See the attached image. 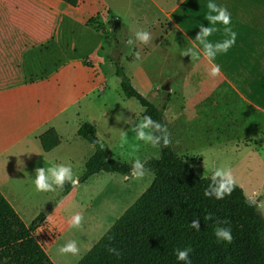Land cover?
I'll return each mask as SVG.
<instances>
[{
    "label": "crops",
    "instance_id": "crops-1",
    "mask_svg": "<svg viewBox=\"0 0 264 264\" xmlns=\"http://www.w3.org/2000/svg\"><path fill=\"white\" fill-rule=\"evenodd\" d=\"M86 1L78 0V6L71 7L61 0H0V192L23 221L26 215L38 217L44 214L46 217L53 216L46 220L45 225L53 222L60 226L65 205L75 200L76 186L67 196L59 199V190L37 194L32 191L31 182L37 168L61 164L58 152L63 148V133L69 125V105L79 104L78 94L80 98L85 94L84 90L81 91L84 87L83 73L78 68L79 65L84 66V61L69 60L68 53L69 38H73L76 26L90 28L85 24L91 19L82 20L80 24L73 18L75 10ZM102 1L105 3V0ZM117 1L108 0L107 8L98 14L115 43L113 56L98 63L97 73L100 74L101 65L114 66L113 60L120 61L134 88L136 72L145 73L142 66L132 72L126 68L125 63L131 66L137 59H130L133 54H127L122 37L127 41L129 37L134 38L136 30L149 31L153 45H136L147 59L150 52L161 50L172 35L188 47L192 46L199 27L202 24L207 26L208 0H123L122 11ZM215 2L227 8L231 14L229 27L236 33L235 44L213 62L221 68L216 76L224 89L221 92L231 94L230 91H233L238 97V104L247 114H253V111L264 113V0ZM216 28L217 31L208 37L210 42L230 39L223 25H216ZM91 31L106 38L102 32ZM117 51L119 54L115 59ZM87 60H91L88 66H93V60ZM197 61L204 70V83L201 86L195 81L197 77L189 74L181 85L182 97L173 96L163 114L171 143L172 139L176 140L172 144L173 149L179 156L186 149L184 136L192 123L200 126L207 135V68L211 70L212 64L203 57ZM171 71L177 74L169 76V81L179 80L181 70L171 66ZM189 76L193 77V85L187 83ZM181 78L184 77L181 75ZM105 81L93 77L86 94H104ZM160 83L150 89V102L158 108L165 101L158 93ZM165 86L170 88L168 84ZM79 89L81 92L78 93ZM174 98L179 101L176 103ZM174 104L176 109L171 113ZM167 115L169 120H166ZM236 124L234 121L232 129ZM92 125L96 127L94 123ZM237 125L240 129L243 127ZM50 130L57 133L61 144L47 153L40 138ZM257 135H251V144L258 138ZM238 139L228 138V141ZM32 156L34 159H31ZM66 162L72 164V157H68ZM62 200L63 206L56 208Z\"/></svg>",
    "mask_w": 264,
    "mask_h": 264
},
{
    "label": "rangeland",
    "instance_id": "rangeland-1",
    "mask_svg": "<svg viewBox=\"0 0 264 264\" xmlns=\"http://www.w3.org/2000/svg\"><path fill=\"white\" fill-rule=\"evenodd\" d=\"M107 1L105 0L104 3L102 0H87L81 8L78 7L73 18L80 24L82 20L93 18V23L86 22L85 25L90 28L76 26L73 38H69V60L84 61V66H78L84 79V87L82 90L79 89L78 93L84 90L85 94L81 98L78 94L79 104L69 105V125L63 133V148L58 152V157L61 164L70 165L73 168L74 175L78 179L84 174L86 162L95 152V144L92 145L83 139H78L77 129L80 124L94 123L98 132L96 141L103 145L111 158L123 163H130L128 157L121 155L120 131H128L131 139L132 126L142 119L143 108L137 100L125 98L121 91L120 80L115 74V67L100 64L101 72L97 73L98 63L108 56L110 58L113 56L112 51L115 43L111 38V32L100 22L102 17L98 15L107 8ZM122 1H117L121 11L123 10ZM102 15L105 16L104 13ZM89 29L102 32L106 40L100 34ZM122 40L123 43L126 41L124 37ZM149 44L153 45L151 42ZM187 47L184 41L174 35L165 41L161 50L150 52L147 59L141 51L137 50L136 45L127 47V54H133L130 59L135 58L137 61L131 66L125 63L126 68L132 72L133 69L138 70L142 66L146 75H142L139 70L136 72L134 80L137 92L151 101V86L161 82L158 93L163 97L165 94H168L170 99L173 96L182 97L183 88L181 85L189 74L197 77L195 81H198L202 86L205 81L202 65H199L197 60L191 61L190 56H181L180 54L181 50H186ZM118 54L117 51L114 55L115 59ZM87 59L93 60V66L86 65ZM171 66L181 70L180 73L178 72L180 79L175 82L169 81V76L177 74V72L171 71ZM161 68L164 71H161ZM209 73L210 70L207 68V135L204 134L200 126L192 123L184 136L187 141L186 149L180 155L190 161L196 174L200 177L211 175V171L216 166L231 167L237 186L243 189L245 196L248 197L256 192L259 194L257 202L264 200V134L257 135L252 132L253 126L240 129L236 124L230 135L240 139L228 141V134L220 136L216 130L209 129L211 115L217 109L220 93L224 90L218 78L210 76ZM181 75L184 78H181ZM93 77L106 80L104 94H98V92L86 94ZM189 77L187 83L193 85L195 83L193 77ZM167 84L171 88L170 91H162L164 87H167L165 86ZM174 100L176 103L179 101L177 98ZM171 109V113H174L176 104ZM166 120H169L168 115ZM170 132L172 134V130ZM254 134L258 138L251 144V135ZM175 142L176 140L172 139V144ZM212 144L215 145L211 146ZM182 150H184V146ZM137 154L142 159L144 157L147 159L158 158L159 150L142 147ZM68 157H72V164L66 162ZM35 158H37L36 155ZM31 159L34 157L32 156ZM153 179L154 175L150 172H147L140 181L133 182H125L123 176L117 174L100 173L93 176L86 183L76 186L75 200L70 205H65L64 219H62L61 225L56 226L53 222L44 225L41 230L35 233L36 239L43 245L55 264H77L148 189ZM59 199H61L60 195ZM76 212H80L84 216L82 226L78 230L70 228L67 224L68 219ZM33 216H24V222L30 225L33 218H37ZM72 239L77 241L79 252L76 255L60 254L59 247Z\"/></svg>",
    "mask_w": 264,
    "mask_h": 264
},
{
    "label": "trees",
    "instance_id": "trees-1",
    "mask_svg": "<svg viewBox=\"0 0 264 264\" xmlns=\"http://www.w3.org/2000/svg\"><path fill=\"white\" fill-rule=\"evenodd\" d=\"M61 1L78 6V0ZM113 65L125 98L139 102L142 117L149 115L165 125L163 114L169 95L165 94L161 107H156L133 87L120 61L113 60ZM230 93H220L209 129L235 140L239 137L230 135L235 121L243 127L253 126L252 132L256 134H264V113L247 114L238 104L237 95ZM78 137L94 145L97 130L84 122ZM40 141L47 153L61 144L54 130L44 134ZM100 144L94 145L95 152L86 162L79 184L100 173L121 176L128 173L130 163L112 159ZM158 150L159 157L148 159L146 164L147 172L154 175L152 184L77 264H177L174 250L185 247L193 250L192 264H264V215L245 202L243 189L237 186L231 196L221 201L205 198L203 191L209 181L196 174L190 161L179 156L172 143ZM72 188L66 183L59 190L60 198ZM209 216L211 219H206ZM197 218L199 232L189 227ZM217 220L230 222L231 244L216 243L213 229ZM45 223L46 215L40 214L26 225L0 192V264H55L35 237ZM108 247L117 248L120 257L109 254Z\"/></svg>",
    "mask_w": 264,
    "mask_h": 264
},
{
    "label": "clouds",
    "instance_id": "clouds-1",
    "mask_svg": "<svg viewBox=\"0 0 264 264\" xmlns=\"http://www.w3.org/2000/svg\"><path fill=\"white\" fill-rule=\"evenodd\" d=\"M208 15L206 16L207 26L202 24L199 29L197 37L194 39L195 43L187 47L186 50H181V56H190L192 60H200L201 57L212 64L209 75L216 77L220 74L221 68L218 64L213 62L218 55L226 54L230 47L236 42V33L232 32L229 27L231 23V14L226 7L218 5L215 0H208L207 3ZM216 25H223L224 31L230 35V39L222 42L212 43L208 37L214 31H217ZM152 39L149 31L136 30L134 38L129 37L124 42L125 47L135 46L137 44L147 45ZM118 117V116H117ZM116 117V119H117ZM119 122V120H117ZM131 131L133 133L131 139L129 138L128 131H120L119 148L121 155L130 159V167L127 174L123 176V181L133 182L143 179L148 171L146 164L147 157L143 159L137 154L142 147H150L152 149L167 148L171 144L170 133L167 127L161 122L154 120L149 115H144L142 119L136 122ZM103 147L102 144H100ZM209 181L208 186L204 189L203 195L208 199H215L216 201L224 200L226 197L231 196L237 187L236 179L233 175V169L227 166H216L211 171V175L203 176ZM71 184L73 187L79 185V179L74 175L73 168L65 164H52L43 168H37L35 176L32 177L31 188L32 191L41 193H55L58 190H63L65 184ZM259 194L253 192L247 197L246 203L254 205L261 214H264V200L257 199ZM64 201H60L56 208L63 206ZM53 216H47L46 220H50ZM211 219V216L206 217ZM84 216L80 212L74 213L67 224L72 229H80ZM191 229L200 231V219L197 218L189 224ZM215 241L218 244H231L233 241L232 228L230 222L227 220H217L216 226L213 229ZM62 255H76L79 252L78 243L75 239L68 240L58 249ZM109 254L119 258L121 253L115 247H108ZM191 247L177 248L174 250V255L177 264H192L190 255L192 253Z\"/></svg>",
    "mask_w": 264,
    "mask_h": 264
},
{
    "label": "water",
    "instance_id": "water-1",
    "mask_svg": "<svg viewBox=\"0 0 264 264\" xmlns=\"http://www.w3.org/2000/svg\"><path fill=\"white\" fill-rule=\"evenodd\" d=\"M164 92H169L170 91V88L169 87H164L162 89ZM98 142L97 141H94V144H97Z\"/></svg>",
    "mask_w": 264,
    "mask_h": 264
},
{
    "label": "built area",
    "instance_id": "built-area-1",
    "mask_svg": "<svg viewBox=\"0 0 264 264\" xmlns=\"http://www.w3.org/2000/svg\"><path fill=\"white\" fill-rule=\"evenodd\" d=\"M86 65H90L91 64V60H86Z\"/></svg>",
    "mask_w": 264,
    "mask_h": 264
}]
</instances>
